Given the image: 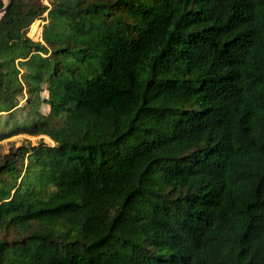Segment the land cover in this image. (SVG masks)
I'll return each mask as SVG.
<instances>
[{
  "label": "trees",
  "instance_id": "obj_1",
  "mask_svg": "<svg viewBox=\"0 0 264 264\" xmlns=\"http://www.w3.org/2000/svg\"><path fill=\"white\" fill-rule=\"evenodd\" d=\"M48 1L0 20V141L54 142L0 146V264H264V0Z\"/></svg>",
  "mask_w": 264,
  "mask_h": 264
},
{
  "label": "rangeland",
  "instance_id": "obj_2",
  "mask_svg": "<svg viewBox=\"0 0 264 264\" xmlns=\"http://www.w3.org/2000/svg\"><path fill=\"white\" fill-rule=\"evenodd\" d=\"M43 3L45 4H49L48 0H42ZM45 16H47V13L45 14ZM46 21L41 19V20H36L30 27V30L28 32V34L33 38V40L35 41H43L42 36H43V30H44V25H45ZM44 97L48 98L49 93L48 92H42V94ZM28 101L26 99L20 98V105L19 107H24L26 105ZM47 104V103H46ZM42 102L41 107L43 112L49 113L51 111V105H46ZM29 110H31V108L29 107ZM28 110H23V111H18L19 114V120H23L25 119V114L27 113ZM7 115H4V117L2 118V123L0 125V136L2 134H4L5 132L11 131L12 129H14L15 127V123L13 121H10L9 124H4V120L6 118ZM49 137L47 136H29L26 134H19L16 136H13L11 138L8 139H4L2 141H0V146L2 148V151L4 153H9V150L12 146H21L22 144H25L26 146H28L29 148L31 147H40L41 142H44L45 144H50L53 145V141L52 139L49 140Z\"/></svg>",
  "mask_w": 264,
  "mask_h": 264
},
{
  "label": "water",
  "instance_id": "obj_3",
  "mask_svg": "<svg viewBox=\"0 0 264 264\" xmlns=\"http://www.w3.org/2000/svg\"><path fill=\"white\" fill-rule=\"evenodd\" d=\"M5 1V6L0 9V20L2 16L7 12V10L10 8L12 0H4Z\"/></svg>",
  "mask_w": 264,
  "mask_h": 264
},
{
  "label": "crops",
  "instance_id": "obj_4",
  "mask_svg": "<svg viewBox=\"0 0 264 264\" xmlns=\"http://www.w3.org/2000/svg\"><path fill=\"white\" fill-rule=\"evenodd\" d=\"M28 36L30 37V38H32L29 34H28ZM33 39V38H32ZM42 39H43V36H42Z\"/></svg>",
  "mask_w": 264,
  "mask_h": 264
}]
</instances>
